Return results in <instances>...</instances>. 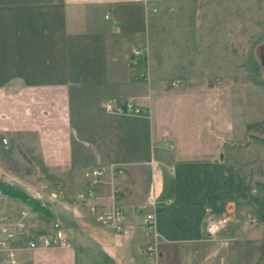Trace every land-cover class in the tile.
I'll return each instance as SVG.
<instances>
[{
	"label": "crops",
	"instance_id": "crops-1",
	"mask_svg": "<svg viewBox=\"0 0 264 264\" xmlns=\"http://www.w3.org/2000/svg\"><path fill=\"white\" fill-rule=\"evenodd\" d=\"M184 1L0 0V151L7 149L29 180L11 177L5 163L0 176L32 191L59 189L45 215L17 201L36 218L32 234L58 217L69 243L19 250L24 264H150L141 229L150 211L160 234L156 264H255L247 258L253 243L240 248L236 240L254 236L246 233L242 203L221 201L214 176H228L234 158L255 170L264 141L249 136L257 128L222 82L227 70L213 46L191 42L187 20L185 29L171 22L189 15L175 7ZM134 45L147 48L145 67L130 63ZM143 68L148 81L139 78ZM109 99L146 113H110L103 104ZM111 164L123 172L97 185L95 201L123 210L129 231L120 235L98 225L77 198L88 186L84 173ZM208 211L235 218L214 240Z\"/></svg>",
	"mask_w": 264,
	"mask_h": 264
},
{
	"label": "rangeland",
	"instance_id": "rangeland-1",
	"mask_svg": "<svg viewBox=\"0 0 264 264\" xmlns=\"http://www.w3.org/2000/svg\"><path fill=\"white\" fill-rule=\"evenodd\" d=\"M175 7L186 9L189 11V15L170 17L173 20L171 22L177 25L178 29H180V25L182 29H185L184 21L187 20L191 27L189 31L191 42H196L197 45L206 44L213 46L211 48L216 53V59L218 61L221 59L223 62L222 68L227 70L228 79L222 82L232 87L235 95L239 97L238 99L243 105L246 119L250 118L255 128H257L253 130L250 128L249 136L263 137L264 66L260 60L261 55L264 56V0H185L175 5ZM180 34H185V32L180 30ZM197 49L199 48L197 47ZM203 50L205 48H202L201 51ZM221 52H223V57L220 56ZM256 141L258 140L256 139ZM257 145L260 157L263 158L264 142L257 143ZM1 150L0 163H5L6 166H9L15 172V174L9 173L11 177L27 182L26 180H29V178L25 177L24 174H17L18 167L10 152L7 149ZM230 153L232 157L238 154L235 146H233V150ZM234 159L235 162L230 163L228 176H214L221 179L222 182V185L218 182L216 186L217 189L220 188L221 190L220 194L223 196V198H220L221 201L225 198H231L235 202L239 197L238 203L239 205L242 203L243 216L247 220L248 217L257 219L258 224L254 227H250L248 225L249 222H245L247 224L246 233L251 232L254 236H250V239L244 241L240 238H236V240L239 241L240 248L252 242L254 251L248 252L249 257L247 258L253 257L255 264H264V159H262V162L260 158L255 161V165L259 166H256V171L254 169L249 171L251 165L248 159ZM245 162H248V167L245 166ZM38 173L40 174L41 172ZM253 176L259 178L257 181L259 183L253 182ZM238 181L240 183L237 193L232 186ZM198 185H200V181ZM252 204L255 205L254 210ZM22 205L16 199L6 195L0 197L1 213L16 215L19 210L23 209ZM31 213L29 212L28 217L30 230L33 228L30 219L34 223L36 221V218H32ZM227 219L226 225L232 224V221L235 220L231 214L227 215ZM217 234L218 232L211 238L213 240L216 239ZM236 240L227 241L229 243L227 246H235L233 243ZM18 254L19 252H17Z\"/></svg>",
	"mask_w": 264,
	"mask_h": 264
},
{
	"label": "built area",
	"instance_id": "built-area-1",
	"mask_svg": "<svg viewBox=\"0 0 264 264\" xmlns=\"http://www.w3.org/2000/svg\"><path fill=\"white\" fill-rule=\"evenodd\" d=\"M107 17V15H106ZM115 22V21H113ZM146 47H140L134 45L130 49V63L133 66L146 65ZM139 78L148 81V71L143 68L139 72ZM178 80H173L171 85L175 86L178 84ZM104 104L106 111L116 114H134L141 115L145 114L146 110L142 107L137 106L131 101L120 102L117 99H109ZM2 143L5 145L7 143L6 138L2 139ZM123 172V167L119 165H107L102 167H94L84 173L85 179H87L88 186L86 189L81 190L77 194L78 199L82 204H86L94 217L96 223L104 228L113 230L116 233L124 234L129 230L124 222L123 210L119 205L112 204L111 206H103L96 199V187L97 185L104 181L105 179L110 180V182L117 175ZM11 180V184H13ZM29 193L28 200L35 201L38 206L42 209H49L50 201L56 200L58 198V190H50L45 192L43 188L36 190H28ZM119 190L114 188L112 190L113 198L118 194ZM5 196L0 191V197ZM170 200H166L165 203H169ZM139 209L143 210L146 205L142 204L138 206ZM31 210V209H30ZM29 209H21L16 215L1 213L0 212V264H24V262L18 258L17 252L19 250H34V249H45L51 247L59 246H69L63 235L62 221L60 219H52L50 223V228L44 230L43 232L33 233L29 227ZM251 216V215H249ZM257 219L248 217L250 227H254L258 224ZM228 221L227 216H216L210 211L206 215V231L208 236L213 237L222 227L226 225ZM141 229L147 236L148 241L144 245L143 253L150 259V264H156L158 259V239L160 234L156 228V219L152 211L144 212L142 216ZM30 230V231H29ZM23 241V242H22ZM23 244H22V243Z\"/></svg>",
	"mask_w": 264,
	"mask_h": 264
},
{
	"label": "trees",
	"instance_id": "trees-1",
	"mask_svg": "<svg viewBox=\"0 0 264 264\" xmlns=\"http://www.w3.org/2000/svg\"><path fill=\"white\" fill-rule=\"evenodd\" d=\"M263 57V55H261ZM260 140L264 141V135L260 138ZM0 191L3 193V195H6L8 197L14 198L18 200L19 202H23L26 205H29L31 209L33 210H42L40 206L33 200H28V195L26 194V191L14 186L11 184L8 179L5 177L0 176ZM47 213V212H46Z\"/></svg>",
	"mask_w": 264,
	"mask_h": 264
},
{
	"label": "water",
	"instance_id": "water-1",
	"mask_svg": "<svg viewBox=\"0 0 264 264\" xmlns=\"http://www.w3.org/2000/svg\"><path fill=\"white\" fill-rule=\"evenodd\" d=\"M261 63H262V65L264 66V56L263 57H261ZM264 73V72H263Z\"/></svg>",
	"mask_w": 264,
	"mask_h": 264
},
{
	"label": "bare ground",
	"instance_id": "bare-ground-1",
	"mask_svg": "<svg viewBox=\"0 0 264 264\" xmlns=\"http://www.w3.org/2000/svg\"><path fill=\"white\" fill-rule=\"evenodd\" d=\"M113 231V230H112Z\"/></svg>",
	"mask_w": 264,
	"mask_h": 264
}]
</instances>
